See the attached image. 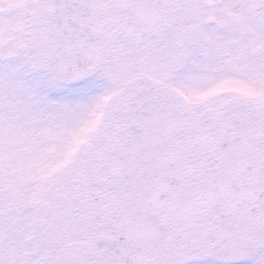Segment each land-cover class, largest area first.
<instances>
[{
    "label": "snow or ice",
    "instance_id": "1",
    "mask_svg": "<svg viewBox=\"0 0 264 264\" xmlns=\"http://www.w3.org/2000/svg\"><path fill=\"white\" fill-rule=\"evenodd\" d=\"M0 264H264V0H0Z\"/></svg>",
    "mask_w": 264,
    "mask_h": 264
}]
</instances>
